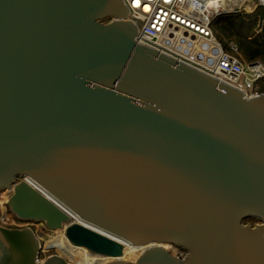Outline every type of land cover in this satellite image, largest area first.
<instances>
[{
    "label": "water",
    "instance_id": "water-1",
    "mask_svg": "<svg viewBox=\"0 0 264 264\" xmlns=\"http://www.w3.org/2000/svg\"><path fill=\"white\" fill-rule=\"evenodd\" d=\"M137 34L123 0H0L8 207L50 230L78 216L92 227L65 235L115 257L102 264H264V92ZM117 239L147 248L126 260ZM41 251L33 228L0 224V264H73Z\"/></svg>",
    "mask_w": 264,
    "mask_h": 264
},
{
    "label": "built area",
    "instance_id": "built-area-1",
    "mask_svg": "<svg viewBox=\"0 0 264 264\" xmlns=\"http://www.w3.org/2000/svg\"><path fill=\"white\" fill-rule=\"evenodd\" d=\"M123 1L129 9V18L137 25L138 43L147 44L215 76L241 89L247 97L263 93V91L258 89V82L264 79V63H245L239 57V46L231 41L227 49L214 32L213 25L215 20L227 10L224 6L216 8L213 0ZM262 5H264V2ZM7 191L8 197H10L11 191ZM7 201L8 199L4 205L8 207ZM67 213L71 216V222L66 223L65 227L74 221L79 222L75 215ZM0 224L11 228H32L35 226L33 228L36 233L43 231L36 226L41 224L45 230H50L44 222L24 220L16 216L12 211L7 213V211L3 212L1 209ZM87 250L90 255L88 257L95 263L105 258L102 254L88 248ZM42 251L44 252L45 250L42 249ZM45 252L47 253V251ZM179 254L182 256L181 252ZM39 260L42 261L43 259ZM72 263L76 264L75 261H72Z\"/></svg>",
    "mask_w": 264,
    "mask_h": 264
},
{
    "label": "trees",
    "instance_id": "trees-1",
    "mask_svg": "<svg viewBox=\"0 0 264 264\" xmlns=\"http://www.w3.org/2000/svg\"><path fill=\"white\" fill-rule=\"evenodd\" d=\"M219 15L213 29L217 38L228 49L229 42L238 44L239 57L248 61L264 60V5L258 4L251 12L241 10L237 13ZM252 223L256 219L248 220ZM75 259L81 260L80 257Z\"/></svg>",
    "mask_w": 264,
    "mask_h": 264
},
{
    "label": "rangeland",
    "instance_id": "rangeland-1",
    "mask_svg": "<svg viewBox=\"0 0 264 264\" xmlns=\"http://www.w3.org/2000/svg\"><path fill=\"white\" fill-rule=\"evenodd\" d=\"M244 2V3H243ZM264 2V0H244L242 1L243 5L241 6H236L234 5L233 7H229L227 8V10L225 11L224 14H222V16L224 15H227V14H233V13H237L241 10H246L248 12H251L255 9V7L258 5V4H261ZM232 1L230 2L231 6H232ZM221 16V17H222ZM234 42V41H232ZM236 43V42H234ZM237 44V43H236ZM238 45V44H237ZM245 63H251L252 61H248V60H245ZM253 62H263L264 63V60L262 59H258L256 61H253ZM258 89H260L261 91L264 92V79H261L259 82H258ZM8 191L7 190H2L0 191V209L1 211L3 212H6L7 213L10 210V207H7L5 206V201L8 199ZM249 224H252V225H255V223H250V222H247ZM38 228L40 227L41 230L43 231H39L37 232L39 237H40V240H41V243H42V249H44L45 251H47V253L44 251H42V253L40 254V259H44L45 257H48L49 255H52V254H58V255H62L64 256L67 260L69 261H75L77 264H85L83 263L82 261L80 260H77L75 259V257L73 258L72 256H70L69 254L66 253V249H69L70 251H73L75 250L77 247L74 246V247H69L68 246V242H67V238L65 237V234H64V231H60V232H57V231H51V230H45L41 224H37L36 225ZM35 227V226H33ZM32 227V228H33ZM34 229V228H33ZM35 230V229H34ZM170 249L172 250L173 253L177 254V255H180L179 254V251L178 248L176 247H170ZM82 250H85V252L83 253L85 257H88L89 255V252L88 250L86 249H82ZM130 250V249H128ZM141 250H133V251H129L126 255H125V258L126 259H129V260H135L137 258V256L140 254ZM46 255H45V254ZM186 252L184 251V253H182V256H185ZM84 257H81V260H83ZM89 264H96V263H92V262H89Z\"/></svg>",
    "mask_w": 264,
    "mask_h": 264
},
{
    "label": "bare ground",
    "instance_id": "bare-ground-1",
    "mask_svg": "<svg viewBox=\"0 0 264 264\" xmlns=\"http://www.w3.org/2000/svg\"><path fill=\"white\" fill-rule=\"evenodd\" d=\"M233 2L232 3V6H231V4H230V2ZM242 1H244V0H213V4H214V6L216 7V8H221L222 6H224V8L225 9H227V8H229V7H233L234 5H236V6H241V5H243V3H242ZM76 216V215H75ZM76 219L78 220V221H80L81 223H83V224H86L87 226H89V227H92L91 225H89V224H87L86 222H82L81 221V219L78 217V216H76ZM65 227V226H64ZM60 228V229H57V230H51V231H57V232H60V231H64L65 230V228ZM93 228H94V226H93ZM94 229H96V228H94ZM66 237V236H65ZM67 240V242H68V246L69 247H74V245L71 243V242H69L68 241V239H66ZM118 241H120V242H122L123 244H124V253H123V259H126L125 258V255L129 252V251H133V250H141V252H140V254L142 253V251L145 249V248H147V246H137V245H132V244H130V243H126V242H123V241H121V240H119V239H117ZM41 245H42V243H41ZM169 251H171L172 252V250L170 249V247H175L174 245H171V244H165L164 245ZM76 247H79V248H81V249H86L87 250V248H85V247H81V246H76ZM128 249H130V250H128ZM81 251H84L85 252V250H81ZM84 252H77V254L78 255H80V256H82V257H85L84 256ZM173 253V252H172ZM139 254V255H140ZM175 254V253H174ZM138 255V256H139ZM137 256V257H138ZM87 259H89V257H86ZM115 259V257H105L104 259H101V261L100 262H98L97 264H102V263H104V262H107V261H112V260H114ZM137 259V258H136ZM135 259V260H136ZM126 260H129V259H126ZM132 261H134V260H132ZM88 262H93L92 260H89Z\"/></svg>",
    "mask_w": 264,
    "mask_h": 264
},
{
    "label": "flooded vegetation",
    "instance_id": "flooded-vegetation-1",
    "mask_svg": "<svg viewBox=\"0 0 264 264\" xmlns=\"http://www.w3.org/2000/svg\"><path fill=\"white\" fill-rule=\"evenodd\" d=\"M81 250H82V249L79 248V247H77V248H76L75 250H73V251H70L69 249H66V253L69 254L70 256H72L73 258H74V257H80V258H81L82 256H80V255L77 254V252H84V251H81ZM179 250H180V249H179ZM180 252H181V253H184V251H181V250L179 251V253H180ZM88 256H90V255H88ZM89 260H91V259H90V258L87 259L86 257H84V261H82V262L85 263V264H89V262H88ZM92 261H93V260H92ZM93 262L95 263V261H93ZM93 262H92V263H93ZM97 263H98V262H96V264H97ZM76 264H77V263H76Z\"/></svg>",
    "mask_w": 264,
    "mask_h": 264
}]
</instances>
